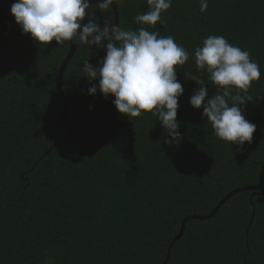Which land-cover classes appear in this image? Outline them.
Returning <instances> with one entry per match:
<instances>
[{
    "label": "trees",
    "instance_id": "1",
    "mask_svg": "<svg viewBox=\"0 0 264 264\" xmlns=\"http://www.w3.org/2000/svg\"><path fill=\"white\" fill-rule=\"evenodd\" d=\"M116 7L122 29L171 35L189 52V60L175 66L184 88L176 117L181 140L166 143L172 138L151 112L128 118L114 96L105 98L99 89L88 94L98 78L89 82L81 61L95 67L106 52L76 41L61 80L67 114L53 146L63 108L56 77L69 42L39 44L18 24L0 27V264H264L261 191L230 195L211 217L188 219L174 240L186 216L208 215L232 191L258 183L264 0H208L205 12L199 0H172L154 27L135 20L148 11L146 0H117ZM86 11L101 25L114 23L111 6ZM209 35L249 51L259 65L260 79L247 93L233 89L228 99L231 104L232 95H241L245 102L238 106L256 125L242 150L216 137L203 106L190 104L200 87L192 76L204 80L209 98L222 94L194 61Z\"/></svg>",
    "mask_w": 264,
    "mask_h": 264
},
{
    "label": "clouds",
    "instance_id": "2",
    "mask_svg": "<svg viewBox=\"0 0 264 264\" xmlns=\"http://www.w3.org/2000/svg\"><path fill=\"white\" fill-rule=\"evenodd\" d=\"M115 3L116 0H100L96 6L107 12ZM146 3L148 11L138 13L135 20L154 27L157 22L162 23L161 13L171 7L172 0H146ZM199 5L200 12H205L208 0H199ZM90 8L89 0H15L10 13L22 33L30 34L39 44L79 41L104 49L106 54L95 67L88 59L81 61L88 81L98 78V83L88 88V94L99 89L105 98L114 96L115 108L128 118L138 117L142 111L151 112L172 138L165 142L179 143L180 123L176 117L178 97L184 88L177 80L175 66L184 65L189 52L171 35L159 36L157 31L150 32L144 27L125 30L109 20L101 25L94 13L86 11ZM86 17L89 19L85 23ZM193 55L197 71L206 70L209 80L222 94L209 98L204 80L192 76L191 80L200 87L190 97V104L194 108L203 106L202 116L211 123L216 137L234 142L242 150L244 142L252 141L256 125L242 114L238 105L245 100L241 95H232L231 104L228 99L233 89L247 93L252 82L260 79L258 63L250 59L249 51L217 35L207 36Z\"/></svg>",
    "mask_w": 264,
    "mask_h": 264
},
{
    "label": "water",
    "instance_id": "3",
    "mask_svg": "<svg viewBox=\"0 0 264 264\" xmlns=\"http://www.w3.org/2000/svg\"><path fill=\"white\" fill-rule=\"evenodd\" d=\"M99 2H100V0H89L90 6H92L94 4H97ZM116 3H117V0H116ZM116 3L111 6L112 11H113V15H114V24H118V12H117ZM11 5L12 4H10V5H0V27L9 26V25H12V24H17L15 22L14 16L10 13ZM76 47H77V43L76 42H70L69 43L68 52H67L66 56L64 57L62 63L60 64V67L58 69V74H57V77H56V91H57V95H58L59 99L62 102V107L63 108H62V113H61V116H60L59 124L57 126L56 136L54 138L53 146L56 144V141H57V139H58V137L60 135V127L62 125L64 117L67 114V99H66V97H65V95H64V93L62 92V89H61V80H62V77H63V74H64V71H65V68H66L67 64L69 63V61L71 60L73 54L76 51ZM50 149H51V147L48 149V151ZM258 179L259 180H258L257 184L244 186V187H241V188H238V189L232 191L227 197H225L223 200H221L219 202V204L212 210V212L210 214L205 215V216H196V215H188V216H186L184 218V220L181 222L180 231L176 235L174 240H177L182 235L183 230H184V225H185V223H186V221L188 219H191V218L205 219V218L211 217L216 212L218 207L230 195L236 194V193L241 192V191H247V190H256V191H261L260 193H264V163L261 166ZM255 193H257V192H255ZM253 195H254V193L251 194V197ZM250 202L253 205L252 198H250ZM252 218H253V216L251 217L250 222L252 221ZM172 244H173V242L170 244V246L168 248L167 255H169L170 248H171Z\"/></svg>",
    "mask_w": 264,
    "mask_h": 264
}]
</instances>
